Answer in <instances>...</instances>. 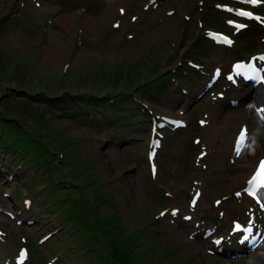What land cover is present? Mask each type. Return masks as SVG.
<instances>
[{
  "label": "rangeland",
  "instance_id": "1",
  "mask_svg": "<svg viewBox=\"0 0 264 264\" xmlns=\"http://www.w3.org/2000/svg\"><path fill=\"white\" fill-rule=\"evenodd\" d=\"M216 1L0 0V122L8 129L14 126L10 117L21 120L25 127H16L19 138L35 145L31 133L44 136L56 153L53 161L60 160L52 180L48 163H37L29 152L16 158L17 150L11 148L9 155L4 148L0 207L15 219L0 213V264H16L19 248L30 254L26 264H207L210 254L232 264L248 260L253 250L238 257L236 242L224 241L229 254L222 255L215 243L231 232L234 219H246L245 207L239 210L233 203L234 193L253 168L257 143L248 125L247 146L229 165L230 137L221 127L232 128L242 112L256 113L250 106L255 86L235 89L225 74L233 61L264 50V28L252 23L234 31L237 42L232 48L204 37L196 40L204 31L200 17L207 31L220 27L219 21L208 20V10L218 12ZM229 4L246 7L236 0ZM257 11L264 14V4ZM61 15L67 17L64 22ZM220 16L223 22L233 17ZM221 31L232 33L226 26ZM48 44L53 51L45 59ZM240 50L244 53L237 57ZM190 60L200 65V72L189 68ZM216 68L222 76L214 81ZM166 77V88L153 84ZM243 88L249 90L241 100ZM112 91L123 99L120 106L136 112L133 124L112 125L98 111L116 96ZM91 92L97 97L90 98L91 112L84 114L80 105L87 102L81 96ZM73 94L81 98L75 100ZM218 104L224 108L221 121L214 123L211 115ZM167 114L183 118L187 126L157 128L163 145L157 152L158 173L152 175L146 159L150 127ZM259 122L264 126L263 119ZM52 181L55 190L45 188ZM200 181L204 186L199 191ZM214 187L224 194L215 193ZM63 194L76 195L98 221L103 235L98 248L74 226L77 217L68 221L63 216L61 210L72 202L58 200ZM225 195L228 203L224 206L225 199L215 206L214 199ZM222 215L226 219L220 221ZM17 219L23 225H16ZM209 230L212 237L204 238ZM47 233L50 240L40 245L39 238ZM192 241L211 252L192 247Z\"/></svg>",
  "mask_w": 264,
  "mask_h": 264
},
{
  "label": "trees",
  "instance_id": "2",
  "mask_svg": "<svg viewBox=\"0 0 264 264\" xmlns=\"http://www.w3.org/2000/svg\"><path fill=\"white\" fill-rule=\"evenodd\" d=\"M157 73H155L152 77H156ZM160 86L166 88L167 82L166 80L162 79L160 81ZM81 96L87 103H84L80 105L81 110H84V114L87 112H91L90 110V98H93V96H96V92H91L89 95H86L85 93H82ZM115 94V93H114ZM81 97H77V95L73 94L72 98L77 100ZM97 97V96H96ZM122 98L116 97L111 98V102L108 103H101L98 111L102 114V116L107 119L110 124L117 125L118 127H125L129 126L130 124H133L134 122V115L136 114L135 111L130 110L129 108H123V106H120L119 103H122ZM130 108H135L134 106H131ZM7 118L6 116H4ZM2 117L0 116V119ZM10 122H14L13 127L4 128L2 126V123L0 122V158L4 157L3 150L4 148L8 149V154L11 155V148L13 150H17L16 158L20 157V151L25 150L29 153H33V156L31 157L33 160H35L37 163L44 162L49 166V178L52 179L53 176L57 172V167L59 166L60 160L58 162L53 161L54 154L53 148L50 146V143L42 137L40 134L38 136H35L31 133L32 140L36 142L35 145L30 144V140L25 141L21 138H19L18 133L16 132V127L23 128L25 127V124L22 123L21 120L15 119V117H10ZM7 122V121H4ZM5 157V159H7ZM8 160V159H7ZM44 172V170L41 171V174ZM53 180V179H52ZM53 182V181H52ZM54 182L50 185H45V188L54 189ZM45 192H48V189H45ZM48 194V193H47ZM68 197V196H67ZM71 199V204L65 206L61 212L64 214L63 216H66V220L70 221L77 217V220L75 222V227H77L80 230V234H86V242L90 244L93 248H98L100 244V237H103V235L99 232V225L98 221L94 220L92 218V214L90 211H88L82 204V202L77 198L76 195H72L68 197ZM61 199V196L58 197V200ZM57 200V201H58ZM51 206L55 209H58L59 206H57L54 202L51 203ZM67 214V215H65ZM99 233V235H98ZM62 249V245H58ZM64 250V249H63ZM65 251V250H64ZM66 255H69L68 253ZM91 264H94L93 262Z\"/></svg>",
  "mask_w": 264,
  "mask_h": 264
},
{
  "label": "bare ground",
  "instance_id": "3",
  "mask_svg": "<svg viewBox=\"0 0 264 264\" xmlns=\"http://www.w3.org/2000/svg\"><path fill=\"white\" fill-rule=\"evenodd\" d=\"M39 1L43 2V0L42 1L39 0ZM59 18H60V21H63V22H64V19H67L66 15H61ZM52 51H53L52 46L49 44L46 45L43 49V57L46 59L47 56H49V53H51ZM248 90L249 89L243 88L240 94L238 95V97L241 96L242 99L245 98L247 94L246 92ZM250 106L256 109L258 111V114L255 115V113H253L252 116H249L247 113L242 112L241 115H238V118L236 119V121L232 123L233 124L232 128L231 127L224 128V126L221 127L224 130L226 137H228V135L230 137L229 143L231 144V147L229 148V165L231 164V159L236 160L238 158V153L235 151V148H234L235 143H236V138L239 133L238 130L234 133V130L236 129V126L238 125H241V126L249 125L251 128V133L254 135V139L257 143L255 162H253L252 164L253 168L260 159L264 158V126L258 120V117L264 115V84L256 85L255 96L253 97ZM223 108H224L223 104H218L214 107V110L211 115L212 122L217 123L219 122V120L221 121V114L223 112ZM219 127H220V124H218V128L215 127V132L217 136L219 135ZM226 175H228L227 171L224 174V176ZM247 177H248L247 175L243 176L242 180L243 181L248 180ZM203 186H204V182L200 181L198 184V189L199 190L202 189ZM263 188H261L260 192L264 191ZM213 191L217 194L224 192L223 189H220L219 187H214ZM221 194H224V193H221ZM236 201L239 202L238 209H242L243 207H245L246 209L251 211L250 221L246 224L249 227H253L254 232H259V234H262V232L264 231L263 230L264 211H262L261 208L249 196L245 194V189H241V193L238 199H236ZM221 204H224V200L221 202ZM226 204H224V206ZM175 230L178 236L184 237L183 233L178 229V227H176ZM191 246L200 248L204 250L206 253L210 252L208 250L209 249L208 247H204L201 244H198L196 241H192ZM262 248H264V240L262 241V243H259L256 247H254V251L248 256L249 257L248 260H244L245 263L241 262L237 264H264V249ZM0 259H2L1 256H0ZM26 262H27V257L23 264H25ZM205 263L207 264H220V263L221 264H232L230 261L228 262L225 259H221L211 254L210 256L205 257Z\"/></svg>",
  "mask_w": 264,
  "mask_h": 264
},
{
  "label": "snow or ice",
  "instance_id": "4",
  "mask_svg": "<svg viewBox=\"0 0 264 264\" xmlns=\"http://www.w3.org/2000/svg\"><path fill=\"white\" fill-rule=\"evenodd\" d=\"M243 138H244V134L241 135L242 140H243ZM258 175L260 176L261 180L264 181V162H261V166H260Z\"/></svg>",
  "mask_w": 264,
  "mask_h": 264
}]
</instances>
